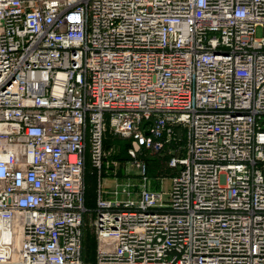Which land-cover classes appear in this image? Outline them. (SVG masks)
<instances>
[{"label":"built area","instance_id":"1","mask_svg":"<svg viewBox=\"0 0 264 264\" xmlns=\"http://www.w3.org/2000/svg\"><path fill=\"white\" fill-rule=\"evenodd\" d=\"M107 127L169 187L88 209ZM0 264H264V0H0Z\"/></svg>","mask_w":264,"mask_h":264},{"label":"trees","instance_id":"2","mask_svg":"<svg viewBox=\"0 0 264 264\" xmlns=\"http://www.w3.org/2000/svg\"><path fill=\"white\" fill-rule=\"evenodd\" d=\"M185 135L182 134L180 139H174L166 145L161 151L146 150L142 155L134 157L131 154V141L129 139L116 138L107 127L104 132V155L100 168L93 166L89 156L86 160L85 183H86V206L95 207L99 177L123 176L127 174L128 163L133 162L136 158L144 160L147 165V174L152 179L170 178L176 175L178 168L171 167L169 160L172 156H183ZM94 246V248L92 247ZM91 247L95 252L96 241L93 234L92 244L86 243V255ZM87 257V256H86Z\"/></svg>","mask_w":264,"mask_h":264},{"label":"rangeland","instance_id":"3","mask_svg":"<svg viewBox=\"0 0 264 264\" xmlns=\"http://www.w3.org/2000/svg\"><path fill=\"white\" fill-rule=\"evenodd\" d=\"M257 36L260 37L262 35V29L261 28H258L257 29ZM115 136V135H114ZM116 138H123V137H119V136H115ZM125 139V138H123ZM135 160L133 162H130L128 163V166H127V171H125V173L127 174L126 175H123V176H113V177H110V178H100L99 177V182H98V188H97V195H98V190H99V184H100V181L102 180L103 182V186L104 187H108L109 189H113V188H116V187H120L122 184L126 183L129 179L135 184L134 188L137 190L138 187L140 185H138V183H141L142 181V178L140 176V171L139 169L135 166L134 164ZM151 182V186H153L154 188H156V186H160V188H162V184H163V188H167L169 187L171 181H170V178H165L163 179V182L161 183V185L157 182L156 179H153ZM85 187H86V183H85ZM97 198V197H96ZM88 209H94V207H91V208H88ZM90 221V220H88ZM85 238H86V242L85 243H88V245L90 246L92 244V240H93V233H92V229L90 226L87 227L86 231H85ZM94 248V246H92ZM91 247L90 250L92 251H89V253L86 255L85 253V258L87 260V262H93L94 261V258H95V252L93 251L94 249ZM86 251V249H85ZM87 256V257H86Z\"/></svg>","mask_w":264,"mask_h":264},{"label":"crops","instance_id":"4","mask_svg":"<svg viewBox=\"0 0 264 264\" xmlns=\"http://www.w3.org/2000/svg\"><path fill=\"white\" fill-rule=\"evenodd\" d=\"M105 178H110V177H105ZM102 182H103V181L101 180V181H100V185H101V186L103 187V189H104V195H105V196H109V194L107 193L108 190H109V188H108V187H104Z\"/></svg>","mask_w":264,"mask_h":264},{"label":"water","instance_id":"5","mask_svg":"<svg viewBox=\"0 0 264 264\" xmlns=\"http://www.w3.org/2000/svg\"><path fill=\"white\" fill-rule=\"evenodd\" d=\"M148 122H150V121H148ZM147 133H149V131H147Z\"/></svg>","mask_w":264,"mask_h":264}]
</instances>
